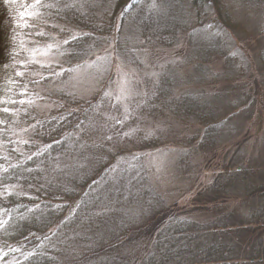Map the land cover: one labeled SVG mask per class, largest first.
<instances>
[{
    "label": "rangeland",
    "instance_id": "rangeland-1",
    "mask_svg": "<svg viewBox=\"0 0 264 264\" xmlns=\"http://www.w3.org/2000/svg\"><path fill=\"white\" fill-rule=\"evenodd\" d=\"M7 1L14 4L15 17L0 39H11L14 59L13 75L0 81V157H27L26 144L38 142L33 137L37 124L61 112H79L69 99L94 103L84 127L68 136L65 153L53 157L44 184L38 186L48 188L52 179L58 186L53 193H64L66 187L77 194L101 193L103 204L82 214L78 227L86 230L76 231L80 242L69 244L76 260L86 255L84 239L112 222L120 230L115 233L111 226V233L122 232L126 239L120 256L141 259L153 238L142 228L166 211L218 227L210 244L229 241L244 252L254 243L258 255H264V0H219L209 5L204 17L193 10L190 14V4L184 5L188 22L193 27L202 22L206 33L192 39L181 34L168 43L155 37L160 32L155 26L147 34L140 31L136 12L120 23L121 9L112 11L116 0H89L88 5L73 0L70 5L89 9L85 11L94 15L95 23L107 17L106 24L112 26L97 46L90 43L97 50L80 62L66 56V45L84 33L80 27L58 21L47 10V0L35 9V0ZM164 1L150 0L141 9L155 10ZM208 37H215L233 60L229 64L224 58H210L203 83L194 66ZM34 49L46 55L33 57ZM33 58L39 63H32ZM162 89L169 91L164 94ZM185 95L197 98V110L211 112L221 122L212 137L204 138L205 122L175 110ZM148 141L155 146H144ZM236 170L241 180L222 187ZM52 172L57 178L50 177ZM0 197L39 199L38 188L23 183L1 185ZM96 222L97 227L108 226L100 232L87 230ZM120 256H107L106 261Z\"/></svg>",
    "mask_w": 264,
    "mask_h": 264
},
{
    "label": "trees",
    "instance_id": "trees-1",
    "mask_svg": "<svg viewBox=\"0 0 264 264\" xmlns=\"http://www.w3.org/2000/svg\"><path fill=\"white\" fill-rule=\"evenodd\" d=\"M79 1L89 4V0ZM149 1L129 0L124 4L125 0H116L112 11L117 14L121 9L122 20L120 23L131 12H136L134 21L140 31L147 34L150 27L155 26V29L160 31L159 36L155 37H158L160 42L168 43L181 34H186L191 39L201 37L207 29L200 21L194 27L192 22H188V17L184 13V5L190 4V14L193 10L192 13L199 17L208 13L209 5L216 6L219 0H166L155 10L141 9ZM47 3V8L49 7L47 10L54 13L55 18H59L58 21L67 20L84 31L66 45L67 50H70L66 54L67 58L72 62L90 58L91 54L97 50L95 47H91L90 43L93 41L94 46H97L96 43L105 39V36L102 35L103 32L112 28L111 25L106 24L107 17H103L99 19V23H95L94 15L85 11L89 9L80 8L77 10L70 5L73 0H47ZM13 5L7 0H0V37L5 33L7 36V32L13 27L12 18L15 17ZM216 10L218 14V9L216 8ZM113 18L111 13L109 19ZM103 27L105 29L101 31ZM10 40L6 38V41L2 42L0 39V76H2L0 81L13 75L14 54ZM203 42L205 47L197 51L198 63L194 69L200 81L202 80L204 83L208 79L205 65L210 58L213 56L224 58L230 64L233 57L217 44L215 37L210 39L208 37ZM166 45L168 46V44ZM2 91H0V98L3 97L4 92ZM168 91V89H162L161 93L167 94ZM69 102L71 105H77L80 108L79 112H61L56 118L43 119L37 124L33 128V137L38 142L30 141L26 144L27 157L12 161L0 157V187L4 184L23 183L36 186L39 196V199L34 201L13 197L2 199L0 197V221L3 222L0 223V264H67V260L70 262L69 264H85L87 261H95L97 264H105V262L107 264H264V255H258L260 250L256 244L253 243L244 252L236 249L234 243L229 241L220 243L214 240L210 244L208 239L217 236L216 228L218 227L210 225V223L205 226L200 225L187 218H179L177 213L170 211L158 215L159 218L155 220L157 224L156 238L153 221L148 222L142 228L146 234H150L153 238L141 259L133 257L126 260L120 256L126 239L122 232V235H119L121 233L115 234L120 228H117L114 222L108 228H106L108 225L97 227L100 222H96L93 229L88 228L87 230L100 232L104 228L106 229L97 235H91L90 239H84L83 249L86 250V255L82 259L76 260L74 253H70L69 244L76 245L80 242V240L77 241L79 237H76L78 235L76 231L86 229L78 227L79 221L83 217V212L93 208L97 209L103 204L100 201L101 193L99 192L97 195L85 191L77 194L75 190L67 187L61 189L64 193H53L50 190L57 192L58 186L52 179L46 183L48 188L38 187L41 186V183L44 184V173H47V170L50 172L53 157L65 153L68 136L84 127L87 114L94 104L93 102L77 103L78 101L70 99ZM178 105L179 107L175 110L181 108V114H192L196 120L206 123L205 139L212 137L220 128L221 122H217L213 113L197 110L201 106L197 98L185 95ZM144 146L152 148L155 144L148 141ZM237 176H239V171L236 170L224 184L222 183V187L231 188L234 186L241 180L237 179ZM50 177L57 178L56 172H52ZM263 192L260 193L263 194ZM45 195H47L46 198H44ZM60 195L62 197H59ZM34 202L39 203L34 205ZM111 226L116 228L115 233H111ZM96 227L98 231H95ZM228 230L227 233H224L225 235L230 234L231 229ZM108 234L111 236L102 237ZM117 254L120 258L112 262L106 261L107 256ZM123 260L124 262L120 263Z\"/></svg>",
    "mask_w": 264,
    "mask_h": 264
},
{
    "label": "snow or ice",
    "instance_id": "snow-or-ice-1",
    "mask_svg": "<svg viewBox=\"0 0 264 264\" xmlns=\"http://www.w3.org/2000/svg\"><path fill=\"white\" fill-rule=\"evenodd\" d=\"M38 6H43L42 5V0H35V2H34V4L33 5H31V7L32 8H37ZM29 15H34V13H29ZM25 26H29V25H27V24H25ZM38 35H43V33L41 32V33H37ZM65 43H67V41H65ZM50 47V46H49ZM36 53H40V54H42V55H46V51L45 52H41V50L40 49H34L33 50V57L35 56V54ZM32 63H39V61H36L34 58L32 59V61H31ZM47 65H45V64H43V63H41V67H46ZM16 75L17 76H22L23 75V73H21V72H17L16 73ZM57 75H59V74H57ZM21 94H23V93H21ZM106 95H107V93H106ZM12 103H15V101H11ZM24 101H21V103H23ZM4 112H9V109L8 108H4V109H2ZM0 123H2V121H0ZM109 139H111V137H109ZM10 194V193H9ZM0 223H3L2 221H0Z\"/></svg>",
    "mask_w": 264,
    "mask_h": 264
}]
</instances>
